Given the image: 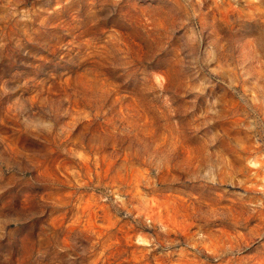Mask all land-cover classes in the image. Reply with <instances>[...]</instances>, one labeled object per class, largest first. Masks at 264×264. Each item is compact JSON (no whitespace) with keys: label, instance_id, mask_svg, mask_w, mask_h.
Masks as SVG:
<instances>
[{"label":"rangeland","instance_id":"obj_1","mask_svg":"<svg viewBox=\"0 0 264 264\" xmlns=\"http://www.w3.org/2000/svg\"><path fill=\"white\" fill-rule=\"evenodd\" d=\"M0 264H264V0H0Z\"/></svg>","mask_w":264,"mask_h":264}]
</instances>
